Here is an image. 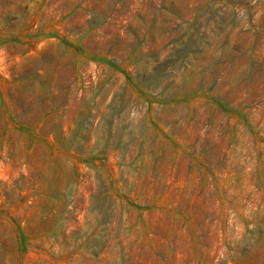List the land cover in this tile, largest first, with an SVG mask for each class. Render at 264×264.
I'll use <instances>...</instances> for the list:
<instances>
[{"label":"rangeland","instance_id":"rangeland-1","mask_svg":"<svg viewBox=\"0 0 264 264\" xmlns=\"http://www.w3.org/2000/svg\"><path fill=\"white\" fill-rule=\"evenodd\" d=\"M0 264H264V0H0Z\"/></svg>","mask_w":264,"mask_h":264}]
</instances>
